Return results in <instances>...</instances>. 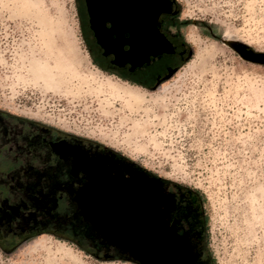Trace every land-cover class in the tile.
<instances>
[{"label": "rangeland", "instance_id": "obj_1", "mask_svg": "<svg viewBox=\"0 0 264 264\" xmlns=\"http://www.w3.org/2000/svg\"><path fill=\"white\" fill-rule=\"evenodd\" d=\"M174 1L170 30L188 53L152 68L150 78L171 69L141 87L94 63L78 0H0V111L110 152L126 176H143L136 167L197 188L214 264H264V65L232 48L264 53V0ZM19 162L0 149V177ZM0 264L136 263L43 234L0 245Z\"/></svg>", "mask_w": 264, "mask_h": 264}, {"label": "trees", "instance_id": "obj_2", "mask_svg": "<svg viewBox=\"0 0 264 264\" xmlns=\"http://www.w3.org/2000/svg\"><path fill=\"white\" fill-rule=\"evenodd\" d=\"M166 19L170 33L171 28L178 27V14H166ZM176 35L181 38L178 32ZM167 55L166 58L173 57ZM60 147L104 159L112 156L51 126L0 111V149H7L13 159L20 161L16 169L0 177V245L13 249L26 240L47 234L68 241L88 254L103 252L113 255V259H124L100 244L93 225L79 213L80 190L76 191L88 181L86 176H76L81 172L73 173L72 155L65 159ZM132 168L134 174L143 175L138 177L152 183L165 198L166 202L160 205L164 223L172 230L173 237L186 245L185 254L190 256L191 263L214 264L208 252V216L201 191ZM121 176L128 178L122 172ZM60 203L64 211H60Z\"/></svg>", "mask_w": 264, "mask_h": 264}, {"label": "flooded vegetation", "instance_id": "obj_3", "mask_svg": "<svg viewBox=\"0 0 264 264\" xmlns=\"http://www.w3.org/2000/svg\"><path fill=\"white\" fill-rule=\"evenodd\" d=\"M80 13L83 15L84 22L88 29L91 39L92 58L95 63L112 71L117 76L125 78L133 84L149 87L148 85L160 82L165 76V72L170 67H164L165 71L157 72L150 78L152 68H160L168 56L167 52H161L152 56L151 49V14H159L156 23V31L163 40L165 47H169V54L181 60L187 53L188 48L183 46L180 37L172 32L167 33L166 14H181L174 0H78ZM138 19V21H137ZM166 42V43H165ZM137 47L145 51L142 59L133 63L123 64V58H117L116 53H127ZM147 51V52H146ZM162 51V50H161ZM141 64V65H139ZM63 154L62 148H58ZM73 155V154H72ZM89 158L72 156L74 171L84 169V165ZM116 166V169L126 174L129 171L127 163L120 158L111 156L109 158ZM90 161V160H89ZM80 166V167H79ZM114 171L110 176H118ZM76 176H87L83 171ZM179 246L177 260L182 264H192L191 258L185 254L186 245L176 239ZM99 254H104L99 252Z\"/></svg>", "mask_w": 264, "mask_h": 264}, {"label": "bare ground", "instance_id": "obj_4", "mask_svg": "<svg viewBox=\"0 0 264 264\" xmlns=\"http://www.w3.org/2000/svg\"><path fill=\"white\" fill-rule=\"evenodd\" d=\"M158 16L159 14H151L149 52L152 55L161 52L169 53L168 47H165L156 31ZM235 46L236 44L233 45ZM144 54L145 51L139 47L125 54L116 53L118 59L122 56L125 61L133 64L142 59ZM82 157L85 156L78 154V158ZM94 161L88 160L82 163L78 159L80 166L85 167L81 170L87 174L88 181L78 192V203L81 213L94 229L97 231L94 222L84 213L87 208L97 215V219L104 223L110 232L136 245L151 263L182 264L177 260L180 245L173 237L172 230L168 229L164 223L165 216L160 205L166 200L158 189L142 177L128 176L124 179L122 176H110L111 173L107 167ZM146 264L150 263L146 261Z\"/></svg>", "mask_w": 264, "mask_h": 264}, {"label": "water", "instance_id": "obj_5", "mask_svg": "<svg viewBox=\"0 0 264 264\" xmlns=\"http://www.w3.org/2000/svg\"><path fill=\"white\" fill-rule=\"evenodd\" d=\"M168 49H169V47H168ZM233 49L244 60L252 62V63L264 65V53H254L252 51L247 50L245 47H241V46H235V47H233ZM155 55H152V56H155ZM123 61L124 62L122 65L129 63L125 60H123ZM139 65H141V64H139ZM71 150H73V149H71ZM68 157H70V156L67 154L64 155L65 159H68ZM71 169H72V171L74 170L72 166H71ZM79 172H80L79 169L78 170L76 169L75 171H73L74 174H78ZM82 188L83 187L79 188L76 191V193L79 190H81ZM75 201H76V197H75ZM76 203H77V201H76ZM77 205H78V203H77ZM84 208H85V206H84ZM78 209H79V213L81 214L79 206H78ZM84 213L86 214V216L88 218H90L94 222L98 232L96 230H94V228H93V230L100 237V239H101L100 244L101 245H104L107 248H111V249L115 250L119 254L120 257H123L127 261H131V262L136 263V264H146V261H148L150 264H153L148 259V257L145 254H143L139 248H137L136 245L134 246L133 244L128 243L127 241H124L123 239H121L118 235L116 236L115 234L110 232L109 231L110 229L107 228V226L104 223H102L99 219H97V215L95 213H93L92 211H89L88 208H87V210H84ZM103 258L104 259H108V258L113 259L114 256L109 254V253H104Z\"/></svg>", "mask_w": 264, "mask_h": 264}]
</instances>
